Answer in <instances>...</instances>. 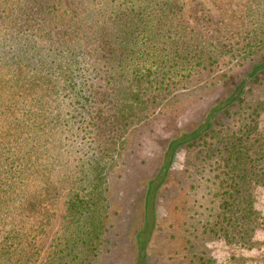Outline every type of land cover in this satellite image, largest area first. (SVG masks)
Segmentation results:
<instances>
[{
    "label": "rangeland",
    "instance_id": "1",
    "mask_svg": "<svg viewBox=\"0 0 264 264\" xmlns=\"http://www.w3.org/2000/svg\"><path fill=\"white\" fill-rule=\"evenodd\" d=\"M171 1L142 4L152 22L133 77L152 73L153 85L125 118L104 80L128 97L136 82L93 59L66 70L70 85L55 73L32 94V72L0 76V264H264V161L250 218L221 208L228 146L264 138V0H177L176 15ZM94 188L90 251L67 203Z\"/></svg>",
    "mask_w": 264,
    "mask_h": 264
},
{
    "label": "trees",
    "instance_id": "2",
    "mask_svg": "<svg viewBox=\"0 0 264 264\" xmlns=\"http://www.w3.org/2000/svg\"><path fill=\"white\" fill-rule=\"evenodd\" d=\"M140 1L0 0V76L7 74L8 79H18L21 74L16 76L12 71L32 72L35 79L29 82V87L26 86V93L32 94L36 88H40L37 83L49 82L51 74H58L59 81L66 85L70 80L67 69L77 71L81 64L93 59L92 63L96 66L93 70L97 71L100 66L98 72L112 69L119 74L121 70L122 80L128 77L123 81H130L132 77L136 82V88L128 97L126 89L116 88L115 78L104 80L111 93L110 100L116 103L118 97L122 98L125 106L119 117L125 118L130 110V101L134 100L139 89L153 85L151 80L146 81L152 73L147 78L142 75L135 80L133 77L143 58L136 54L134 44L138 35L148 34L152 22L151 19L149 23L142 20L146 18L143 14L145 7L142 6L145 0ZM177 6V0L164 2L165 11L174 15L181 11ZM84 79L76 81L74 86L86 87ZM87 91L89 99L82 104H91L92 95H96L89 89ZM78 95L81 94L78 92ZM257 136L248 131L238 136L227 148L225 197L221 208L230 213L238 205L239 219L250 218L248 189L257 177L256 171L261 169L257 164L264 161V138ZM240 168L242 170L238 171ZM97 198L94 188L88 194L71 197L67 203L70 216L84 217V230L78 232L74 239L81 248L90 251L98 244L101 231V225L96 221ZM70 253L69 250L67 255Z\"/></svg>",
    "mask_w": 264,
    "mask_h": 264
},
{
    "label": "water",
    "instance_id": "3",
    "mask_svg": "<svg viewBox=\"0 0 264 264\" xmlns=\"http://www.w3.org/2000/svg\"><path fill=\"white\" fill-rule=\"evenodd\" d=\"M140 258H142V252H141V254H140Z\"/></svg>",
    "mask_w": 264,
    "mask_h": 264
}]
</instances>
